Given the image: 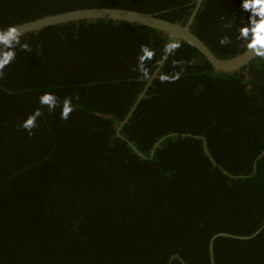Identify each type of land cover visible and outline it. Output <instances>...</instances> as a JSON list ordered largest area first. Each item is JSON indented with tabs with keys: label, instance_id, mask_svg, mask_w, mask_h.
Wrapping results in <instances>:
<instances>
[{
	"label": "trees",
	"instance_id": "16d2710c",
	"mask_svg": "<svg viewBox=\"0 0 264 264\" xmlns=\"http://www.w3.org/2000/svg\"><path fill=\"white\" fill-rule=\"evenodd\" d=\"M196 2L0 0V31L97 7L184 25ZM240 3L203 0L192 23L218 59L247 49ZM19 39L0 69V264H210L212 236L257 231L217 238L214 264H264V57L217 72L102 19Z\"/></svg>",
	"mask_w": 264,
	"mask_h": 264
},
{
	"label": "water",
	"instance_id": "95a60500",
	"mask_svg": "<svg viewBox=\"0 0 264 264\" xmlns=\"http://www.w3.org/2000/svg\"><path fill=\"white\" fill-rule=\"evenodd\" d=\"M202 1L203 0H197L195 8L192 11V14L190 15V17L188 18L187 22L184 25L167 21L150 13H142L134 10L120 9V8L97 7V8L76 9L73 11H67L54 15L44 16L39 19L25 22L20 25H16V27L20 32V36H22L27 33H31L46 27H50L62 23L77 22L82 20H98V19L111 20L114 22L129 23L138 26L148 27L150 29L168 35L172 39V45L168 50V53L172 50L173 47H175L177 42L185 43L191 46L192 48L196 49L217 72L231 73L233 71L238 70L242 66L248 64L253 59H255L257 56L254 55L253 51L248 48L241 54L236 55L230 59H226V60L218 59L210 51V49L191 31L192 23L194 21V18ZM162 63L163 61L160 62L159 66H161ZM142 96L143 93L139 96L137 102L142 98ZM258 233L259 231L255 232L252 236H247V237L235 236L226 233H218L212 236L208 244L210 264H214L213 243L217 238L223 237V238H230L235 240H249L254 238ZM174 260H177L180 264H186L185 261L177 254L172 255L169 258L167 264H171L172 261Z\"/></svg>",
	"mask_w": 264,
	"mask_h": 264
},
{
	"label": "clouds",
	"instance_id": "9594fccd",
	"mask_svg": "<svg viewBox=\"0 0 264 264\" xmlns=\"http://www.w3.org/2000/svg\"><path fill=\"white\" fill-rule=\"evenodd\" d=\"M240 7L249 15L247 23L238 29L239 38L254 55L264 57V0H241ZM20 32L14 25H9L0 31V69L15 58V47L20 44ZM227 37L221 39L226 43ZM47 100V97L45 98ZM69 109H65L66 118ZM34 124V117H29L24 127L30 128Z\"/></svg>",
	"mask_w": 264,
	"mask_h": 264
}]
</instances>
